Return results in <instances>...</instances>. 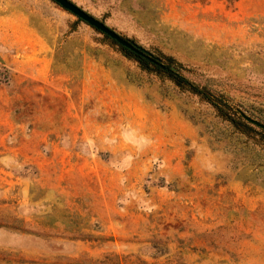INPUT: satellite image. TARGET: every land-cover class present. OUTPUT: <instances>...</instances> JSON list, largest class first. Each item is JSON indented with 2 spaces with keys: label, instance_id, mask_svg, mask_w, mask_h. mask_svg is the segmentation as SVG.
Listing matches in <instances>:
<instances>
[{
  "label": "rangeland",
  "instance_id": "obj_1",
  "mask_svg": "<svg viewBox=\"0 0 264 264\" xmlns=\"http://www.w3.org/2000/svg\"><path fill=\"white\" fill-rule=\"evenodd\" d=\"M70 1L161 62L174 59L235 123L51 0H0V264H264V130L241 117L264 124V0ZM21 60L27 74L50 62L51 76L77 87L99 63L154 109L179 112L209 148H189L183 179L167 182L160 158L145 161V145L129 150L125 136L116 154L83 145L80 101L55 144H20L33 81L16 84ZM111 189L119 196H98ZM113 208L125 210L117 224L98 219Z\"/></svg>",
  "mask_w": 264,
  "mask_h": 264
},
{
  "label": "crops",
  "instance_id": "obj_2",
  "mask_svg": "<svg viewBox=\"0 0 264 264\" xmlns=\"http://www.w3.org/2000/svg\"><path fill=\"white\" fill-rule=\"evenodd\" d=\"M24 63L21 60L16 65V70L20 73L13 78L16 79V84H23L28 77L33 80L31 96H26V99L21 97L23 102L31 103V115H28L26 119L30 121L32 129L26 134L22 128L18 135V143L23 139L25 141L20 144H55V140L50 137L62 135L71 126L69 117L71 107L73 103L77 106L80 101L83 102V137L86 139L83 145H112V150L116 154L120 150L116 145H121L120 138L125 136L124 141L128 144L129 150H133L131 145H134L135 149L139 147L138 145H145L148 149L145 155H149L148 158H150V160L144 159L145 161H151L152 157L160 158L163 167L161 176L167 182L183 179L187 162L188 166L192 165V159L188 161L186 157L189 148L195 150L200 146L206 150L209 148L206 144L199 145L201 137L198 129L186 121L179 112L171 110L167 114L154 109L144 100L142 93L119 83L111 76L110 69H106L99 63L89 64L92 68L88 66L83 71L78 87L71 83L70 78L61 79L51 76L50 62L32 64L30 74H27V65L25 66ZM29 104L25 109H30ZM169 117L170 123H168ZM161 126H168L171 129L166 131V135L165 131H162V136L159 138L156 135L160 131L156 129ZM183 129L190 132V145H185ZM153 149L155 152L152 155ZM131 158L128 165L136 163L134 157ZM195 171L200 172L199 169ZM213 171L215 172V169ZM114 173L120 174L119 170H115ZM198 173L193 172V175ZM118 180L119 177L117 182ZM118 194L117 190L111 189L100 191L98 196L103 199H114L119 196ZM84 195L83 193V197ZM85 211L91 214L90 209L85 208ZM117 213L123 215L125 210L106 209L102 212L104 214L102 218L98 217V219L117 224L112 221Z\"/></svg>",
  "mask_w": 264,
  "mask_h": 264
},
{
  "label": "water",
  "instance_id": "obj_3",
  "mask_svg": "<svg viewBox=\"0 0 264 264\" xmlns=\"http://www.w3.org/2000/svg\"><path fill=\"white\" fill-rule=\"evenodd\" d=\"M51 1L57 4L62 9H64L65 11L74 15L75 17H77L79 20L83 21L90 27L94 28L99 33L111 39L113 42H115L120 47L130 51L134 59L142 57V58L149 60L150 62L158 64L159 59L158 60L153 59V55L149 51L143 49L142 47L137 45L135 42L127 38H124L119 33L109 28L107 25H105L102 21L97 20L96 18L91 16L89 13H87L86 11L81 9L79 6H77L75 3L71 2L70 0H51ZM160 66L164 67L162 64ZM241 117L246 122L252 124L253 126L264 130V124L260 123L259 121L248 117L244 113H241Z\"/></svg>",
  "mask_w": 264,
  "mask_h": 264
},
{
  "label": "trees",
  "instance_id": "obj_4",
  "mask_svg": "<svg viewBox=\"0 0 264 264\" xmlns=\"http://www.w3.org/2000/svg\"><path fill=\"white\" fill-rule=\"evenodd\" d=\"M116 44V43H115ZM119 46V45H118ZM120 47V46H119ZM121 50H123L124 52L127 53H131L130 51L120 47ZM135 60L137 62H139V64L143 65V64H147V62L145 61H141L139 58H135ZM164 60L167 62V67H168V76L179 86H185L186 88H188V90L194 94L200 95L202 96L205 101H207L210 105H212L221 116H225L226 118H228V110L226 109L225 106L220 105L219 103H217L216 101H213L210 99V97H208L206 95V93L204 92L203 89H199L198 86L194 85L193 83L189 82L185 77H183L180 73H179V65L175 62L174 59H172L171 57H164ZM229 120H231V123L234 124L235 122L233 121V119L228 118ZM243 119V118H242ZM244 120V119H243ZM245 121V120H244ZM246 122V121H245ZM244 124H250L248 122H246ZM252 125V124H250Z\"/></svg>",
  "mask_w": 264,
  "mask_h": 264
},
{
  "label": "flooded vegetation",
  "instance_id": "obj_5",
  "mask_svg": "<svg viewBox=\"0 0 264 264\" xmlns=\"http://www.w3.org/2000/svg\"><path fill=\"white\" fill-rule=\"evenodd\" d=\"M153 55V54H152ZM141 61H145V62H147V64H151V65H153V66H155L158 70H160V71H162V72H165L166 74H169V72H168V67H167V65H166V63H164V62H161V60L158 58V57H155V56H153V59H155V60H158L159 59V62H158V64H155V63H153V62H150L149 60H147V59H145V58H139ZM163 65L164 67H162V66H160V65Z\"/></svg>",
  "mask_w": 264,
  "mask_h": 264
}]
</instances>
